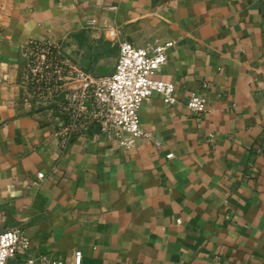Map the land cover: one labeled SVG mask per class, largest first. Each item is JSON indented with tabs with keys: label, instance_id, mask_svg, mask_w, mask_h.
I'll use <instances>...</instances> for the list:
<instances>
[{
	"label": "crops",
	"instance_id": "1",
	"mask_svg": "<svg viewBox=\"0 0 264 264\" xmlns=\"http://www.w3.org/2000/svg\"><path fill=\"white\" fill-rule=\"evenodd\" d=\"M0 5V231L22 226L30 254L64 264L77 249L82 264H264L262 0ZM106 36L108 50L174 41L154 77L178 100L143 101L131 149L95 128L61 149L51 105L18 92L22 48L54 38L82 67ZM191 92L201 113L185 106Z\"/></svg>",
	"mask_w": 264,
	"mask_h": 264
},
{
	"label": "built area",
	"instance_id": "2",
	"mask_svg": "<svg viewBox=\"0 0 264 264\" xmlns=\"http://www.w3.org/2000/svg\"><path fill=\"white\" fill-rule=\"evenodd\" d=\"M95 22L90 19L88 23ZM173 43L169 40L135 46L122 40L118 43L113 70L93 78L64 53L57 39H31L21 51L23 63L17 89L24 102L51 105L60 119L56 134L61 149H66L74 137L93 128L118 147L131 149L138 138L146 136L139 119L143 101L156 95L166 106H171L178 100L172 82L154 77L165 64L166 51ZM204 103L201 95L191 92L185 106L191 113L198 114L204 110ZM37 177H43V173H37ZM29 248L30 239L22 226L0 231L2 264L19 256L23 257L22 264H64L43 255L34 256ZM82 258V251L74 250L71 264H82Z\"/></svg>",
	"mask_w": 264,
	"mask_h": 264
},
{
	"label": "rangeland",
	"instance_id": "3",
	"mask_svg": "<svg viewBox=\"0 0 264 264\" xmlns=\"http://www.w3.org/2000/svg\"><path fill=\"white\" fill-rule=\"evenodd\" d=\"M76 34L77 33L72 34V35H76ZM103 39L104 41L101 46L102 49H98V46L94 44L93 42L90 43L87 49V54L89 56L95 55V57L93 58L89 57L90 62H84L82 66V68L87 70L93 78L107 75L109 67L112 64H114L116 56H117L118 45L113 44L111 46V49L108 50V36L104 37ZM108 51L111 53V55L108 54Z\"/></svg>",
	"mask_w": 264,
	"mask_h": 264
},
{
	"label": "water",
	"instance_id": "4",
	"mask_svg": "<svg viewBox=\"0 0 264 264\" xmlns=\"http://www.w3.org/2000/svg\"><path fill=\"white\" fill-rule=\"evenodd\" d=\"M6 264H22V259L20 261H15L13 259L7 260Z\"/></svg>",
	"mask_w": 264,
	"mask_h": 264
},
{
	"label": "clouds",
	"instance_id": "5",
	"mask_svg": "<svg viewBox=\"0 0 264 264\" xmlns=\"http://www.w3.org/2000/svg\"><path fill=\"white\" fill-rule=\"evenodd\" d=\"M0 264H2V261H0Z\"/></svg>",
	"mask_w": 264,
	"mask_h": 264
}]
</instances>
